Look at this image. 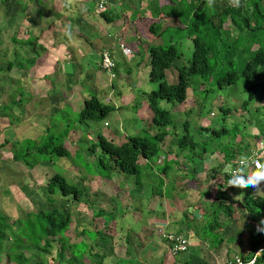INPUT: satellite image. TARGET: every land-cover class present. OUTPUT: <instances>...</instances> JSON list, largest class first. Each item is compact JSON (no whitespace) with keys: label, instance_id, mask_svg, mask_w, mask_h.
Masks as SVG:
<instances>
[{"label":"rangeland","instance_id":"rangeland-1","mask_svg":"<svg viewBox=\"0 0 264 264\" xmlns=\"http://www.w3.org/2000/svg\"><path fill=\"white\" fill-rule=\"evenodd\" d=\"M49 1L50 0H47V3H44V0H0V30L6 29V32L3 33L4 35L0 34V53L2 54H0V67H2L0 73V107L2 105L7 106L6 108H0V124H2L0 127V143H2L4 139L9 141L13 140L14 143L11 144L13 152L25 153L26 150L29 149L30 152L28 153H35L43 142V139H46L47 134H62L64 131L68 130L70 133L66 137V142H64V144L71 149L76 147V149L80 151V157L86 160L87 157H90L87 146L92 141H95L98 133L118 143L119 138L125 139V137L133 136L138 133L143 134L141 132L143 130L147 132L145 134H148V128H150V134L156 132L157 127L151 124V118L153 116L152 109L149 108L146 97L141 94L142 92L147 93L151 90L155 91L158 89V83L151 82L148 79V47L166 46L170 43H176L179 41V38L182 37V33L173 31L172 28H170L167 29L164 35H160V39L154 34V37H156L154 40L139 38L133 33L130 34L129 29L128 31L127 29L123 30L124 28H122V25L118 27L119 29L116 28V23L119 22L118 19L115 20L116 22L114 25H106L104 20L94 11V4L89 1L88 3L82 1L79 7L81 16L83 13L87 14L88 8L90 7V9H92L90 10L92 13L89 16L90 20L83 19L82 22L80 21L81 27L78 29L79 31L76 29L73 33H68L66 37H68V39L72 38L73 41H70L71 46L74 42L79 44L83 43V46L86 48H89L91 45L90 49L92 52H90L84 60H78V64H73L72 66H63V61H60L59 69H61L62 73L64 69H68V71L72 70L80 74L76 82H70L71 80L67 82V77L64 74L61 76L60 74L54 75V73H52L46 79H42L41 83L40 79L44 74L41 71L42 69L36 74L31 71H34L41 65L37 59H39L38 56H40L44 50L39 46H43L40 42L41 37L39 35L43 28H31V32L28 34V39L25 44L24 41H18V33L20 30L19 25L27 29L31 20H37L39 17L43 19L42 22L44 25H42L45 27L47 24H50V21H48L50 19L49 15H52L54 19L58 17V23L54 24L55 28H64L61 22L63 20H60V15H63V9H61L63 2L59 0L50 4ZM128 2L127 0H118L116 3L114 0L110 1V10L116 11V15L123 17L120 19V24L123 22L125 23L126 19L123 16V9L119 7L126 3L135 5L137 1L128 0ZM151 2L157 5L159 3L156 0H151ZM41 4L42 6L45 5V7H42L43 11L45 9L48 10L49 6L52 5L51 14L45 12V16H47L46 19L42 15V10L38 11L37 9V6ZM222 5L223 0H216L213 4V6L217 7ZM171 9L172 8L169 7L165 9L162 8V10L159 9V11H162L160 15L168 14ZM181 9L179 10L181 12L179 19L182 22L185 20L187 21L189 11ZM2 10L10 14L12 11H15L16 14L14 16L5 15L2 13ZM25 13L29 14L24 16L23 14ZM204 13L209 17L215 13V10H205ZM30 14H32L31 19H26L25 17H28ZM32 23H34V21H32ZM206 25L209 26V24ZM126 26L127 25H125V27ZM47 28L45 29L46 32L51 30L50 26H47ZM114 31L122 32L123 37L120 38V42L124 44L129 52H137L138 54L132 55L130 60H127L119 49L118 42L108 46L106 45V48H110L109 50L116 62L115 68L109 73L102 70L98 62L100 60L99 54L107 41L104 40L107 38L108 34L111 36ZM10 32L17 34L15 42L18 45L23 44L24 47H21L23 49H20L19 46L12 42V35ZM54 35H56L55 39L59 38V41H62L65 37V35L63 36V33L60 32ZM253 35L264 39V30H257ZM141 40L142 43L140 42ZM182 41L181 53L183 59H178L174 62L172 68L173 73L170 72L171 69L167 71V73L170 72L169 77L173 79H175L178 74L177 70L174 68L182 65L190 58V55L192 56V54H190V41L187 38ZM255 47L254 45L250 52L247 49L244 58H241V56L238 59L236 58L233 65L238 73L243 69L246 60L252 56V50ZM69 48L73 50V47ZM75 49L76 48H74V50ZM57 51H60V47ZM124 51L127 52L125 49ZM73 53L75 52L73 51ZM219 53L222 52L219 50ZM222 55L223 54H220L218 56L221 57ZM61 57L63 58V56ZM219 57L213 58L217 60L218 63L217 70L215 74L212 75L214 79L222 76L227 68L226 65H223L221 68L220 63L223 61L221 62ZM16 58L18 60L15 61ZM29 59L34 62L33 67L30 66L31 61H29ZM7 60L24 63V68L22 70L28 71L22 72L19 76H16L15 72H17V70L15 69H17V67L14 66L7 70ZM224 63L226 62L224 61ZM57 69L46 68L45 72L57 73ZM128 71H130V73ZM111 74L114 78L111 77ZM212 76L208 80H203L198 77L195 78L194 81H197L196 84L194 83L196 85L194 86L195 90L188 94L184 104L172 107L173 105L167 102H160V107L168 110L171 113L172 119H174L173 123L177 124L174 127L165 129L168 130V137L165 138L163 145L166 144L165 147H167L173 143L170 138L171 132L173 135V129H175L176 134L180 135L181 132L179 131L183 129L182 125L185 121L188 122L191 129L193 128V131L199 125L203 127L210 125L209 128L211 130L220 129L223 124L222 119L224 118L218 110L220 105L229 107L231 111L228 116L229 120L225 125L228 126L227 124H229L232 126L233 123L238 125L241 130V133L236 136L234 140L235 144L231 143V140H229V144L224 145L223 143L226 138L223 136L219 138V136L213 135L211 130L208 134L199 133L197 140L206 141L209 138L212 141L208 144L209 151L201 156V160L204 161L199 162V157L195 158L192 155L186 162H179V164L174 166V171L182 165L185 169L181 172H186V174H181V172L173 174L168 173L165 182L170 185L160 189L158 186L159 180L155 176L157 175V168L161 165L156 164V158H151V160H149V167L146 168L150 169V172L148 171L143 174V183L141 187H138L135 185L133 176L119 174L110 177L111 179L100 176L98 174L100 172L99 168L97 164L93 162L94 158L92 156L89 162L90 168L81 166L79 165L80 163L74 166L72 163L73 160L67 159L66 161V158L53 160L54 162H44L42 159L45 157H36L35 155H29V157L21 159L22 162L24 160H34L35 158L39 160V163L32 169L27 168L22 163L8 162V158L11 157L9 150H7L10 147L9 142V144H5L1 147L0 212L8 218L9 223L13 224L16 220L24 218V212L22 211L40 209L44 206L51 208L49 205L46 206L44 202L46 192L44 185L52 175L61 173L68 181L75 183V185L82 188L84 192L87 193L85 198L77 205L72 206L73 203H69L66 212L68 211L71 215H75L73 220H81V227L89 229L90 223H93L95 226L97 225L96 227L104 231L103 233L105 236L102 238L103 240L97 238L95 242H93V252L104 254L101 264H182L183 261L188 259L191 260V264H214V255L219 254L221 249L230 250L231 254H234L240 251L241 246L243 253H250L252 242L244 239L242 240L239 233L242 231L244 227L243 222L247 217V222L251 221L254 224L256 219L264 218V214L262 216L257 215L252 217L251 212L243 209V207L239 205L238 207L235 206L232 217L229 218L230 221H227V226L225 224L227 230H230L233 224L232 234H228L226 239L224 236L222 237L220 235L219 231L214 232V234L211 233L212 235H217L219 238H222L225 242L224 245H222V242L221 244L216 243L217 238H212L208 241L210 243L207 245H204L203 243L205 242L201 240L199 243L201 251L196 255L194 252L195 248H192L194 242L189 236L186 237L191 242L188 252L178 254L175 257L169 250L167 242L162 238L163 235L176 233L179 230L185 229L187 223L191 224V222H194L195 224V219L200 218L199 215H202L203 212L211 207L209 203L217 187H213L212 184L208 183L210 178H207V169H211L218 163L219 165L223 164V159L220 158V160L217 154L212 156L211 151L217 150L218 152H225L226 149L235 148L238 142L240 146L244 143L245 145H247V143L251 145V138H249L248 135L252 133L256 134L255 130H257V128L260 129L261 135H264V101L262 104L258 101H253V108L249 107L247 109V113L249 114V116H247L250 118V122L248 123L250 126L247 124L246 127V124L241 122L245 120L243 118L246 115L245 111L240 109V105L247 99V93L244 92L242 88L244 84L243 78H240L233 86L222 89L221 92L215 90L213 95L207 97L203 104L201 103L203 98V87L200 84L203 82L208 88L214 86L211 82ZM169 77L167 79L168 83H170ZM44 85L45 88H43ZM51 86L54 90L51 89ZM21 87H25L22 92L19 90ZM49 89L52 90V93L49 97L43 98V96L47 95L44 94V92ZM28 94H32L31 97H28ZM93 94L97 95L102 103H107L115 107V110L100 122L87 121L79 124L78 113L82 108L83 99ZM21 98L22 103L19 104L18 101ZM12 100L17 102L12 105ZM256 107L258 108L255 110ZM184 108H191L193 111L191 110L188 114H184ZM23 111L24 113L20 115ZM7 121L12 125H8ZM47 129L49 133L45 132ZM251 129H253V131ZM76 130L77 133L75 134L74 131ZM195 137L196 134L194 135V138ZM250 147H252V145ZM196 153L200 156L201 148H198ZM8 154L10 157H8ZM71 156H74V154H71ZM189 160L191 161L188 162ZM194 161H196L194 166H197L196 168L198 171L193 168L192 162ZM224 169L226 168L224 167ZM93 173L97 174V176L91 175ZM190 175H195L194 177L198 175L199 178L191 180ZM185 180L189 182L188 189L181 186ZM172 185H180L181 187L179 186L180 188L177 187L173 189ZM195 185L198 187H194ZM208 187H211V189L208 190ZM263 187L264 186L261 185L260 191H262ZM237 188L241 189L239 187ZM247 190L252 196L247 193L240 199V201L245 204L248 202V198H252L255 193L258 194V192H260L254 190L252 187H248ZM162 193L165 198H159ZM204 193L206 196H203ZM91 201H94V206H87ZM203 204H205L204 207H199L200 205L203 206ZM186 208L187 212L190 211L188 212L189 214H187V219H185L183 214ZM64 209L65 208H63V210ZM195 209L196 211H194ZM100 211L103 214L93 218V215ZM190 219L193 220L191 221ZM219 219L225 222L226 216H220ZM204 220L205 219H201L200 221L202 222L199 225H203ZM75 223L76 221H72L67 231L70 239H75L74 237L77 232L82 229L79 228L73 231ZM182 235L187 236L188 233L186 234L185 232L182 233ZM126 240L129 241V243H127ZM138 242L142 243V249L137 247ZM55 252L56 249H53L50 255L47 256L49 260L55 257ZM197 252L198 251H196V253ZM231 259L232 258H230V260ZM5 263L3 259L2 262H0V264ZM9 264L13 263L11 262Z\"/></svg>","mask_w":264,"mask_h":264},{"label":"trees","instance_id":"trees-1","mask_svg":"<svg viewBox=\"0 0 264 264\" xmlns=\"http://www.w3.org/2000/svg\"><path fill=\"white\" fill-rule=\"evenodd\" d=\"M215 1L216 0H212L210 4L209 0H189L188 5L187 3H179L181 0H170V3L174 4V6L169 10L168 14L162 15H160L162 11H159V9L162 10L163 7H159L157 4L153 3L156 8L152 17L159 18V15L165 17L159 18L156 20L157 22L153 21L148 27L151 31H153L154 27L159 28V21L165 20L164 18L166 17H168L169 20H174V17L180 18L181 12L179 10L181 8V10H188L189 14H192L187 23L186 21H180L186 26L184 29L185 33L183 30H174L179 33L181 31L182 33V37L179 38L178 42L170 43L166 46L148 47V79L151 82H157L158 89L155 91L151 90L147 93L142 92L141 94L146 97L149 108L152 109L153 116L151 118V124L157 127L156 132L150 134V128H148V134H145L147 132L143 130L141 131L143 134L138 133L133 136L125 137V139L119 138L118 143L98 133L95 141H92L87 146L90 157H87L86 160L80 157V151L77 150L76 147L71 149L64 144V142H66V137L70 133L68 130L64 131L62 134H47L46 139H43V142L35 153H28L30 152L29 149L26 150L25 153L13 152L11 144L14 143V141L4 140L1 147L10 142V161L13 163H22L27 168L32 169L39 163V160L35 158L34 160H24L22 162L21 159L29 157V155H35L36 157H45L42 159L44 162H54L53 160L66 158V161L67 159L73 160L72 163L74 166L80 163L79 165L90 168L89 162L92 156L94 158L93 162L96 163L99 168L100 172L98 174L100 176L108 179L119 174L133 176L135 185L141 187L143 183V174L148 171L150 172V169L146 168L149 167V160H151V158H156V164L161 165L157 168V175L155 176L159 180L158 186L160 189L169 186L170 184L165 182L168 173L173 174L185 169V167L181 165L174 171L175 165L179 164V162L181 163L183 160L187 161L192 155L195 158H200L201 155L199 156L196 153L198 148H201V153L203 154L209 151L208 144L212 141L209 138L206 141H200V139L197 140V137L199 133L208 134L211 129L209 128L210 125L204 127L199 125L194 129V132L193 128L191 129L188 122L185 121L182 125L183 129L179 131L181 132L180 135H177L175 132L176 130L173 129L174 134L172 135V132L170 134L173 143L167 146V148L165 147L166 144L163 145L165 138L168 137V130L165 129L174 127L177 124L173 123L174 119H172L171 113L161 108L159 104L160 102H167L173 105L172 107L184 104L188 94L195 90L194 86H196L195 84L197 82L194 81L195 78L198 77L203 80H208L215 74L218 63L217 60L213 58H218L220 54H223L219 57L221 62L223 61L220 63L221 68L223 65H226L227 68L222 76L216 79L212 76L211 82L214 86L208 88L201 82L200 85L203 87V98L201 103L203 104L207 97L213 95L215 90L221 92L222 89L233 86L240 78H243L244 84L242 88L243 91L247 93V99L240 105V109L245 111L246 115L243 118L245 120L241 122L246 124L247 127V124L249 125L248 122H250V118L248 117L249 114L247 113L250 103L253 100L264 99V39L253 35L257 30H264V0H239L238 6H236V4H229L228 0H223V5L218 6L219 8L213 6ZM205 10H215V13L208 17L204 13ZM97 15H99L105 23H111L119 17V15L113 13L109 8L105 11L98 12ZM206 24H209V26ZM182 38H187L190 41V54H192V56L190 55V58L186 62L174 68L177 70L178 74L177 77L173 79L169 77V73H173V64L176 60L183 59L181 53V46L183 44ZM15 40L16 38H12V41ZM254 45L256 47L252 50V56L246 60L243 69L238 73L233 65L236 58L238 59L240 56L244 58L246 55L245 51L248 49L250 52ZM219 50L222 53H219ZM49 54L55 56L53 52H49ZM16 60L18 59L16 58L15 61ZM52 61H54V64L52 63L50 66H41V64L38 69L34 70V73H36L38 70L40 71V69H42L41 71L44 74L41 76L40 82L52 73L57 75L55 72H48L50 74L45 72L46 68L57 69V58H52ZM224 61L226 63H224ZM23 64L22 62L8 61L6 68L8 70L16 65L17 68L22 70L24 68ZM33 65L34 62L31 61L30 66L33 67ZM169 70L170 72L167 73ZM128 72L130 73V71ZM168 77L170 78V83L167 81ZM43 88H45V85ZM51 89L54 90L52 86ZM19 90L22 92L23 87ZM52 90H48L44 92V94L50 95ZM18 103H22V98L19 99ZM6 107L7 106H3L2 108ZM114 110L115 107L107 103H102L97 95H89L88 98L83 99L82 108L78 113V123L81 124L87 121L100 122L108 117ZM191 110L193 111L191 108H184L183 112L184 114H188ZM218 110L224 116L222 119L223 124L220 129L211 130V133L215 136H219V138L222 136L225 137L224 145H228L229 140H231V143H234L236 136L241 133V130L238 125L233 123L232 126L229 124H227L228 126L225 125L229 120L228 116L231 112L229 107L220 105ZM211 114L213 115L212 112ZM257 131V134L249 133L250 135H248L249 138H251V145L254 148L250 147L251 145L249 143H247V145L244 143L240 146L238 142L233 149H226L225 152H218L217 150L211 151V155L217 154L219 159H223V163L225 162L230 165L231 168H237L236 161H238L239 158L244 159L249 156L250 151L255 149L259 140L264 139V135H261L259 128H257ZM45 132L49 133L48 129L45 130ZM74 133L76 134L77 130L74 131ZM195 134L196 137L194 138ZM71 154H74V156H71ZM190 161L191 160L188 162ZM223 169V164L219 165V163L214 165L211 169H207L206 175L207 178H210L208 183L217 186V191L213 194L215 196L213 213L201 215V219H205L203 225H199L202 222L200 218L195 219V224L191 222L193 219H190L191 224L187 223L185 225V231L184 229L179 230L176 232L177 235H182V233L185 232L187 234L190 230L193 231V235L190 236L193 240L196 236L197 239L202 238V240L206 242L205 244H209L210 242L208 241L212 238H217L216 243L218 244L223 242L222 238L211 234H214V232H217V230L225 226L223 223L219 222V216L222 214L228 218L233 214L234 210V197L231 195V190L227 188L229 186L228 181L231 178V170ZM182 173L186 174V172H181V174ZM91 175L97 176L95 173ZM194 176L195 175H190V179L195 180L199 178L198 175L196 177ZM186 180L181 186L188 189L189 182H186ZM44 186L46 191L44 202L46 206L49 205L51 208L44 206L40 209L22 211L24 212V218L16 220L13 224L9 223L8 218L0 212V262H2L3 259L4 262H6L5 264L11 262L13 264H101L104 254L93 252V242H95L97 238L103 240L102 238L105 236L103 233L104 231L96 227L97 225L95 226L93 223H90L89 229L81 227V220H73L75 215H71L68 211L66 212L69 203H73L72 206L77 205L85 198L87 193H85L82 188L75 185V183L68 181L61 173L52 175ZM172 186L173 189H176L180 185ZM196 186L197 185L194 187ZM209 189L210 187H208V190ZM203 196H206L205 193ZM159 198H165L163 193ZM251 201V204L255 205V207L252 206L253 210H255L256 207H264V197L254 195ZM93 204L94 201H91L87 206L92 207L94 206ZM199 207H202V205ZM63 208L65 209L63 210ZM188 212L186 208L183 213L185 219H187ZM102 214L101 211L95 213L93 218L101 216ZM72 221H76L73 231L82 228L74 237L77 240L70 239L67 234ZM167 235H163L162 238L167 242V246L169 250H171L172 244L167 240ZM255 241L256 246H263L264 233L258 235ZM126 242L129 243L127 240ZM141 244L140 242L137 243L139 249L143 248ZM53 249H56V255L53 259L49 260L47 256L50 255ZM187 251L184 253H187ZM251 253L253 254V252ZM251 253L240 255L242 258H249V256L252 255ZM178 254L183 253H176L174 256L176 257ZM263 260L264 251L257 259L256 264H262ZM182 264H191V260L188 259L183 261Z\"/></svg>","mask_w":264,"mask_h":264},{"label":"crops","instance_id":"crops-1","mask_svg":"<svg viewBox=\"0 0 264 264\" xmlns=\"http://www.w3.org/2000/svg\"><path fill=\"white\" fill-rule=\"evenodd\" d=\"M54 1H59V0H50L49 2L51 4ZM61 1L63 2V6H61V9H63V15L62 16L60 15V20H63L61 22L63 23L64 28H62V27L61 28H58V27L55 28L54 27L55 26L54 24L58 23V17H55V19H54L52 15H49L50 19L48 21H50V24H47L45 27H43V25H44L43 22H42L43 19L41 17H39V19H37V20L32 19L27 29H24L25 28L24 26L22 27V26L19 25L20 30H19V33H18V39H19L18 41H20V40L24 41V44H25L26 40L28 39V34L31 32L30 29L31 28L33 29L34 27L35 28L42 27L43 30L39 33V35L41 37L40 42H41V44L43 46H41V45H39V46L42 47L44 50L42 51L43 53L40 56H38L39 57V59H37L38 62L40 64H42L41 66H43V65L44 66H46V65L50 66V65H52V63L54 64V61H52V58H54V59L57 58V61H56V66L58 67L57 74H60L61 76L64 74L67 77V78L65 77L67 79V82L70 81V80H71L70 82H73V81L76 82L77 81L76 79H77V77L80 74L78 72H76V71H72V70L68 71V69H66V70L64 69V71L62 73L61 69H59V67H60L59 63L62 60L63 61V66H72L73 64H78L77 63L78 60H84L88 56V54L90 52H92V50L90 49L91 45L89 46V48H86V47L83 46V43L79 44V43H75L74 42L73 45L71 46L70 41L71 42L73 41L72 38L68 39V37H66V35L68 33L71 34L74 31H76V29L78 30L81 27L80 26V21L82 22L83 19L90 20L89 16H90V14H92L90 12V10H92V9H90V7H89L88 8V13L87 14L83 13L84 15L82 14V16H83V18H82L81 12L79 11L80 2L84 1L85 3H88L87 0H61ZM110 1L111 0H108V4H110ZM116 1H118V0H114L115 3H116ZM136 1L137 2L135 3V5H131V4H127V3L122 5L121 7L116 5L120 9H123L122 10V11H124L123 16L126 19L125 23L123 22L122 24H120V19L123 18V17L119 16L117 18L119 20V22L116 23V26H117L116 28H118V27H120L122 25V28H124L123 30L127 29V31H128V29H129V33L130 34L133 33L136 37L146 38L147 40H154V38H156V37H154L155 34L158 37V39H160V37H161L160 35H164V33L167 31V29L171 28V27H172L173 31L175 29H179V30H183L184 33H185L184 29L186 28V26H184L183 23L180 22L181 20L179 18H175V17H174V20H169V18L166 17V18H164L165 20H162V21L160 20L159 21L160 22V27L159 28H155L154 27L153 31L149 30L148 27L151 25V23L153 21H156L159 18L165 17V16H160L159 15L158 16L159 18L152 17L153 12H155L156 6L153 5V2H151V0H136ZM156 1L159 2V3L157 2L159 7L162 6L163 8H166V7L170 8V6H171V8H172V6H174V4L170 3V0H156ZM188 1L181 0V2H179V3H187L189 5ZM127 2H128V0H127ZM44 3H47V0H44ZM128 3H131V2H128ZM176 3H178V2H176ZM43 6L45 7V5H43ZM43 6L41 4V5L37 6V9H38V11L42 10V15L46 19L47 16H45V12H47L48 14H51L52 5L49 6L48 10L45 9L44 11L42 9ZM109 10H110V8H109ZM2 13L5 14V15H11V16H14L16 14L15 11H12V13L10 14L9 12H5L4 10H2ZM30 13H32V12H30ZM113 13L116 14L117 12L113 11ZM27 14H29V13H25L23 15L26 16ZM31 15L32 14L28 15V17H25V18L26 19H31ZM191 15L192 14H189L187 21H189V19L191 18ZM32 21H34V23H32ZM187 21H186V23H187ZM115 22L116 21H113L111 23H106V25H109V24H113L114 25ZM174 22H175V24H174ZM165 24H166V27H165ZM125 25H127V26L125 27ZM47 26H50L51 30H48L46 32L45 29L47 28ZM186 31H187V29H186ZM5 32H6V29L0 30V34H3ZM59 32L63 33V36L65 35V37L63 38L62 41H59V38L55 39L56 35H54V34L55 33L58 34ZM10 33L12 35L11 39L17 37V34H13L12 32H10ZM180 33H181V31H180ZM121 37H123V33L120 32V31H114L111 34V36L108 34L107 38L104 40V41L107 40L104 48H106V45L108 46L110 44H115L116 42L120 43V38ZM76 38L81 39L79 37H76ZM101 40H103V39H101ZM182 40H184V39H182ZM12 42H14L15 45L19 46L20 49H23V48H21V47H24L23 44L22 45H18L15 41H12ZM140 42L142 43V40ZM59 47H60V51L58 52L57 50H58ZM69 47H73V50H70ZM74 48H76V49L74 50ZM73 51L75 53H73ZM49 52H53V54H55V56L50 55ZM121 52L127 58V60H130L132 55L138 54L137 52H135V53L134 52H129V51L125 52L124 50H122ZM1 55H0V57H1ZM60 55L63 56V58ZM2 59H3V57H2ZM58 60H59V63H58ZM7 61H10V60H7ZM39 67H40V65L37 67V69ZM47 69H49V68H47ZM15 70H17V72H15L16 76H19L22 72L28 71V70H20L18 68L15 69ZM1 71H2V67H0V73H1ZM31 72L34 73V71H31ZM38 72H39V70L36 73H38ZM11 78H13V77H11ZM24 89H25V87H23V91H24ZM31 95L32 94H28V97H31ZM47 96L49 97L50 95H47ZM47 96H43V98H45ZM16 100H18V99H16ZM11 102H12V105H14L17 101L12 100ZM4 106H6V105H4ZM2 107H3V105L0 108H2ZM23 113H24V111L20 115H22ZM34 122H36V121H34ZM7 123H8V125H12L8 121H7ZM1 125L2 124H0V127H1ZM251 130L253 131V129H251ZM255 131H256V134H257L258 131L257 130H255ZM4 140H6V139H4ZM3 143H4V141L2 143H0V156L2 155L1 145ZM252 148H254V147H252ZM7 150H9V148ZM10 155H11V153H10ZM8 157H10L9 154H8ZM10 158H8V162H11ZM203 161L204 160H201V162H203ZM223 164H224L223 168L224 167L225 168L228 167V164H226L225 162ZM263 164H264V158H263ZM209 184H211V183H209ZM262 186H264V184H262ZM210 189H211V187H210ZM215 190L217 191V188H215ZM247 193L250 196H252V194L249 193L247 188L238 189L237 187H235L234 189L231 190V195L234 197V202H235L234 209H235V206L238 207V205H239V206L243 207V209H246L249 212H251L252 213L251 214L252 217L253 216H257V215L258 216H262L264 214V207L263 208L262 207H256V209L253 210L252 206L255 207V205L251 204L252 203L251 198H248L249 200L247 199L248 200V202H246L247 205L240 201V199H242L245 196V194H247ZM254 195H257V196H260V197H264V187L262 188V191L258 192V194L255 193ZM214 198H215V196L213 195V198H212L211 202L209 203V206L211 205V207L207 211L203 212L202 215L207 214V213H211V214L213 213V211H214V200H215ZM250 201H251V203H250ZM204 205L205 204H203L202 207H204ZM195 211H196V209H195ZM220 216H224V215L221 214ZM199 217L202 218L201 215H199ZM231 217H232V215L230 217L226 218L225 222L220 220V219H218V220H219L220 223H223L224 225L226 224V226H227V221ZM247 218L243 222L244 223V227L242 228V231L239 233V236L242 238V240L244 239V240H248V241L252 242L251 243V250H250V253H251L253 250H255L258 247V246H256V241H255L256 237L258 235H260L261 233L262 234L264 233V231H258L257 230V225L259 224V222L261 220H264V218L256 219L254 224L251 221L247 222V220H248ZM236 225H237V223H236ZM233 227L234 226L232 224V227H231L230 230H227L226 229L227 227H225V228H220V230H217V231H219V233H220V235L222 237L224 236L227 239L228 234H232ZM262 227H264V225H262ZM191 235H193V231L189 230L187 237H189ZM194 238H195L194 240L192 239V241L194 242V245H193L192 248L193 249L195 248L194 252L197 255L199 253V251H201L199 243L202 240V238L201 239H197L196 236ZM205 243H203V244L205 245ZM224 244H225V242L223 240L222 245H224ZM263 245H264V243H263ZM196 251H198V252L196 253ZM240 254H243V255L245 254V253H243L241 246H240V251L238 253H234V254H231L230 250L227 251L225 249H221L219 251V254H215L214 255L213 263L214 264H224L225 262L229 261L230 258H233L235 256H240ZM262 264H264V260L262 261Z\"/></svg>","mask_w":264,"mask_h":264},{"label":"clouds","instance_id":"clouds-1","mask_svg":"<svg viewBox=\"0 0 264 264\" xmlns=\"http://www.w3.org/2000/svg\"><path fill=\"white\" fill-rule=\"evenodd\" d=\"M108 1V0H107ZM211 2H212V0H209V3L211 4ZM233 2L236 4V6H238L239 5V0H233ZM109 8V4L107 3V8H106V10ZM94 11H96L95 10V6H94ZM98 13V12H97ZM119 44H122L121 42L120 43H118V45ZM124 45V44H123ZM124 48H125V46H124ZM104 49H110L109 47H107V48H104ZM103 49V50H104ZM121 50V49H120ZM125 50L128 52V50L125 48ZM110 51V50H109ZM122 51V50H121ZM102 52V51H101ZM101 54V53H100ZM100 54H99V56H100ZM115 64H116V62H115ZM99 66H100V60H99ZM115 68V67H114ZM102 69V68H101ZM103 70V69H102ZM111 77H113V75L111 74ZM114 78V77H113ZM253 101H258V102H260V104H262L263 103V101H264V99L262 100H253ZM252 101V102H253ZM250 103V108H253V106H252V104L253 103ZM257 102V103H258ZM240 108H241V106H240ZM256 108H258V107H256ZM255 108V109H256ZM242 110V109H241ZM210 124V123H209ZM262 143L263 144V148L261 149V150H258V145H259V143ZM256 151H258L259 153H260V156H259V161H260V163H257L256 164V168L254 167V166H252V165H250V164H248V162L250 161V159L253 157V154L254 153H256ZM205 154V153H204ZM201 156L203 155V153H201L200 154ZM213 156V155H212ZM201 158L202 157H200L199 158V162H201ZM263 158H264V139H260L259 140V142L257 143V146L255 147V149L253 150H251L250 151V155L249 156H247V157H245L244 159H241V158H239L238 159V161H236L237 163H236V165H237V168H231L230 167V165H228V168H226V169H229V170H231V173H230V175H231V178L229 179V181H228V183H229V185L230 186H228L227 188H229L230 190H232V189H234L235 187H239V188H241V189H245V188H248V187H252L254 190H257V191H260L261 190V185L262 184H264V164H263ZM240 161H246L247 162V165H243V166H241V164L239 163ZM182 162H186V161H182ZM196 161H194V162H192V165H193V168H195V169H197L196 167L197 166H194V164H196L195 163ZM188 163V162H187ZM203 170V169H202ZM255 170V171H254ZM249 171V172H248ZM251 171V172H250ZM262 225H264V220H261L260 222H259V224L257 225V230L258 231H264V227H262ZM173 234H176V233H170V234H168V235H173ZM167 235V236H168ZM178 235H180V234H178ZM182 236H184V235H182ZM185 238L187 237V236H184ZM190 239V238H189ZM207 245V244H206ZM264 247V245L263 246H261V247H257L254 251H252L253 252V254L252 255H250L249 256V258H251L253 255H254V253H255V251L256 250H258V249H260V248H263ZM189 249V248H188ZM171 251V250H170ZM262 251H264V250H262ZM188 252V251H187ZM259 254V253H258ZM262 254V253H261ZM260 254V255H261ZM174 255V254H173ZM236 257H241L242 258V256L240 255V256H235V257H233L231 260H229V261H227V262H225L224 264H227L228 262H230V261H233ZM260 257V256H259ZM259 257H257V259L259 258ZM249 258H243V259H249ZM257 259H256V261H257ZM256 264V263H255Z\"/></svg>","mask_w":264,"mask_h":264},{"label":"built area","instance_id":"built-area-1","mask_svg":"<svg viewBox=\"0 0 264 264\" xmlns=\"http://www.w3.org/2000/svg\"><path fill=\"white\" fill-rule=\"evenodd\" d=\"M87 1H90L94 4L96 12L105 11L107 8V3H108L107 0H87ZM228 2L231 5L235 4L233 0H228ZM118 47L121 50L125 49L123 44H119ZM100 67L109 73L112 72V70L114 69L115 60L113 59V56L111 52L109 51V49L102 50L100 54ZM262 148H263V144L260 142L258 145V150H261ZM259 156H260V153L256 151V153L253 154V157L250 159L248 164L256 168V164L260 163L258 159ZM239 163L241 164V166L247 165L246 161H240ZM166 238L172 244L171 252L173 254L184 253L191 246V242L182 235L173 234V235L166 236ZM262 250H264V247L256 250L254 255L249 259H243L241 257H236L233 261H230L227 264H255L257 257H259L260 254L263 252Z\"/></svg>","mask_w":264,"mask_h":264}]
</instances>
